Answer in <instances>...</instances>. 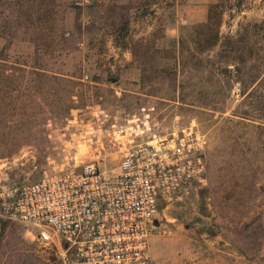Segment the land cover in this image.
I'll return each instance as SVG.
<instances>
[{
	"label": "rangeland",
	"instance_id": "obj_1",
	"mask_svg": "<svg viewBox=\"0 0 264 264\" xmlns=\"http://www.w3.org/2000/svg\"><path fill=\"white\" fill-rule=\"evenodd\" d=\"M0 58V137L27 141L0 154V195L115 168L114 131L192 127L206 184L160 204L153 263L264 264V0H0ZM61 244L0 215V264H61Z\"/></svg>",
	"mask_w": 264,
	"mask_h": 264
},
{
	"label": "built area",
	"instance_id": "obj_2",
	"mask_svg": "<svg viewBox=\"0 0 264 264\" xmlns=\"http://www.w3.org/2000/svg\"><path fill=\"white\" fill-rule=\"evenodd\" d=\"M135 136L113 132L115 168L97 161L54 165L35 181L10 187L0 195V215L57 236L61 264H154L149 246L162 232L160 204L206 184L204 141L192 127Z\"/></svg>",
	"mask_w": 264,
	"mask_h": 264
},
{
	"label": "trees",
	"instance_id": "obj_3",
	"mask_svg": "<svg viewBox=\"0 0 264 264\" xmlns=\"http://www.w3.org/2000/svg\"><path fill=\"white\" fill-rule=\"evenodd\" d=\"M218 3H215L211 6V10L214 7H217ZM211 10H209L211 12ZM210 12L208 16V21L210 20ZM218 35H216V40L212 41L207 48H212L215 45H217ZM237 43V40H233L232 37H229L228 42L226 43L227 46H231ZM14 63L8 59H2L0 58V68H11ZM22 66L26 67V64H23ZM237 66V65H236ZM5 89H8V86L5 87ZM9 98L8 105L10 104V96H7ZM1 105V100H0ZM1 109V106H0ZM8 109H11L9 107ZM10 126V125H9ZM26 139L23 137H12V136H3L0 137V154L4 155L5 157L11 156L19 152L26 144ZM7 155V156H6Z\"/></svg>",
	"mask_w": 264,
	"mask_h": 264
}]
</instances>
